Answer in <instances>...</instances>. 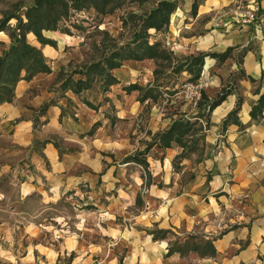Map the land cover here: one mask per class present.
Listing matches in <instances>:
<instances>
[{"label": "crops", "instance_id": "1", "mask_svg": "<svg viewBox=\"0 0 264 264\" xmlns=\"http://www.w3.org/2000/svg\"><path fill=\"white\" fill-rule=\"evenodd\" d=\"M249 1V6L256 2L255 19L245 23L208 20L211 25L205 24L204 34L186 36L182 32L188 26H183L182 18L174 23L170 17V48L175 54H186L182 63L192 55L209 54L199 78L194 77L191 69L198 67L192 64L179 71H187L200 84L195 112L164 117L160 109L151 111L154 116L160 113L155 120L141 121L151 130L150 134L144 133L145 143L136 142L133 136L137 117L145 104L165 100L161 89L154 91L157 86L161 88L154 85L157 60L117 59L121 64L109 69L116 79L113 83L97 76L91 87L76 93L63 85L68 75L58 83L72 59L71 51L64 46L73 44L76 36L63 33L57 37L50 34L55 30L45 31L56 45L58 42L64 46L57 48L38 40L40 44L35 46L43 51L51 70L31 79L21 78L12 100L0 104V138L9 140L5 146L0 144V153L5 156L0 160V178L21 174L24 196L38 193L49 198L78 189L81 182L91 188L87 192L99 197L108 188L124 192L127 183L133 205L144 188V205L133 222L141 223V227L130 225L124 229L129 237L123 260L127 264H264V0ZM192 3L193 0L185 10L193 11ZM216 7L212 0L201 1L193 12L197 16L192 25L201 14H211ZM150 29L149 32L155 30ZM150 34L154 39L150 43L158 41L160 34ZM100 59L103 58L86 60L82 71ZM79 78L87 76H72L73 80ZM133 84L147 90L154 88L143 96L144 89L132 88ZM222 94L221 101L210 109ZM202 114L208 116L209 122L202 129L204 133L195 129L201 125ZM177 123L191 127L180 131ZM199 137L202 143H198ZM199 146L200 169L184 180L182 174L187 167L176 170L173 160L179 158L180 165H186L188 155H194ZM103 153L126 159L113 160ZM145 153L147 157L139 158ZM151 153H159L160 157L152 158ZM141 163L148 169L143 178L134 172L135 165ZM127 172L128 176H124ZM2 196L0 189V200ZM121 196L113 195L111 202ZM120 210L119 205L112 209ZM147 225H156L160 237L155 236V231L148 232ZM117 230L123 231L121 227ZM169 230L178 236L187 234L175 245L186 242L188 234L199 237L195 238L194 248L185 252L173 249L175 242ZM65 243V253L82 246L77 241Z\"/></svg>", "mask_w": 264, "mask_h": 264}, {"label": "rangeland", "instance_id": "2", "mask_svg": "<svg viewBox=\"0 0 264 264\" xmlns=\"http://www.w3.org/2000/svg\"><path fill=\"white\" fill-rule=\"evenodd\" d=\"M122 1L121 5L115 6L113 13L102 14L94 7L71 10L69 16L59 22L58 29L50 33L57 37L63 33L76 36L73 44L69 42L64 46L57 42V48L59 45L61 48L64 46L66 51L72 53L71 61L65 66L67 72H61L58 83L67 75H71L73 71H82L83 68H86V60L95 61L103 58L114 47L128 42L134 43V33L140 31L143 19L158 6L161 0ZM176 1L178 8L171 14V20L175 23L178 17L182 18L183 26H188L187 31L182 32L186 36L191 33L204 34L207 31V28L204 27L205 24L211 25L208 20L218 23L229 19L232 23H242L244 15L248 11H257L256 2L249 6L248 4L251 2L249 0H212L217 6L213 9L214 12L198 14V16L200 15L199 20L192 25L193 18L197 15L191 10H185L191 0ZM33 2L34 0H0V27H4V30L0 31L1 53L10 47L12 39L9 32L17 27L20 17L25 19V12ZM7 15H14V17L3 25V19ZM255 18L256 15L253 19ZM150 31L152 30L150 29ZM150 33L160 34L157 39L164 45L162 47L173 52L169 44L171 37L168 34V26L161 30L155 29ZM149 40L154 39L150 37ZM27 41L34 46L40 44L36 36L31 33L27 34ZM172 55L171 62L162 58L157 59L158 73L154 85H161V88L155 86L154 91L156 90L155 93H157L161 89V92H164L165 100L160 99L159 103L156 102L152 105L145 104L143 112L137 117L136 134L133 135L136 142L145 143L144 133H151L149 125L144 126L141 123L143 120L157 119L160 112L154 116L151 111L161 110L164 117H171L173 114L181 117L184 114L192 115L198 107L195 106L194 100L200 96V84L195 82L187 71L179 72L177 70L178 65L186 58V54L173 52ZM58 85H51V88L58 90ZM143 89L144 96L149 90ZM148 110L149 112H147ZM200 123L201 125L196 126L195 129H201V133H204L202 129L204 130L209 125L208 116L202 114ZM201 138H204V134ZM8 142L9 140L0 138L1 145L5 146ZM199 142L202 143L200 137L198 138ZM192 144L188 145V149ZM201 148L199 146V150L194 155L191 153L188 155L190 159L184 166L180 165L181 159L173 160L174 169L182 171L183 167H187V170L182 174L184 180L192 178L195 172L200 169L197 165L201 160L200 156L202 157ZM103 154L113 160L126 159V157H114L112 153ZM143 155L148 156L145 153L139 155V158H143ZM151 155L152 158L153 156L160 157L159 153H151ZM3 157H5L4 154H1V161L4 160ZM144 165L143 163L135 165L136 176L141 175L143 178V175L147 174L148 169ZM128 173H125L124 176H128ZM22 178L21 174H18L16 178L9 175L0 178V189L3 192L0 200V264H127L123 260L127 254L128 248L125 245L129 237L128 233L125 234L124 229L130 225L141 227V223L133 222L135 221L134 216L140 213V209L144 205L142 196L144 188L138 192L136 203L133 205L127 183L124 192L117 190V187L108 188L109 190L105 189L99 197L87 192L86 190L89 191L91 188L81 182L77 185L78 189H68L60 197L49 198L38 193L24 196L21 190ZM119 193L122 195L121 198L111 202L112 196L117 197ZM118 205L121 212L112 211ZM147 226H149L146 228L148 232L155 231V236L160 237L161 231L157 229L156 225ZM113 227L116 228V231L113 230ZM118 227H121L123 231L119 232ZM169 232L168 235L175 242L173 249L179 248L185 252L194 248L197 241L195 238L199 237L195 234H188L186 242L175 245L179 238H183L187 234L178 236L174 230H169ZM166 234L164 233V235ZM65 241L81 242L82 246L73 251L67 250L65 253L63 252ZM116 258L119 263L112 262Z\"/></svg>", "mask_w": 264, "mask_h": 264}, {"label": "trees", "instance_id": "3", "mask_svg": "<svg viewBox=\"0 0 264 264\" xmlns=\"http://www.w3.org/2000/svg\"><path fill=\"white\" fill-rule=\"evenodd\" d=\"M201 1L203 0H193V12H196ZM122 3V0H34L25 12V19L20 17L17 27L9 32V36L12 39L10 47L2 53L0 52V104L12 100L15 86L21 78L31 79L40 72H48L51 70L43 51L27 41V34L29 32H33L41 43L56 46V42L45 36L44 32L57 30L59 22L68 17L71 10H83L94 7L99 13L107 14L113 13L116 8L115 6L117 4L121 5ZM177 8L178 3L176 0L159 1L158 6L143 19L140 31L134 33V43L128 42L124 45L114 47L108 54L103 56V59L90 64L86 71H73L63 82V85L78 93L83 89L91 87L92 81L97 76L105 78L108 84H111L116 79L110 75L109 69L121 64L117 59L153 58L157 60L162 58L171 62L173 59L171 52L164 49L158 41L154 43L149 42V29L155 28L159 30L168 26L171 14ZM12 17L14 15L5 16L3 25ZM0 30H4V27H0ZM208 54L199 53L196 56L192 55L188 57L184 63L181 62L178 65L177 70H182L184 66L191 68L190 64L192 66H198V70H191L194 72V77L196 79L199 78L204 58ZM103 62H105L106 66L103 65ZM186 63L188 64L185 65ZM23 72H25L24 75L22 74ZM75 73H83L87 78L73 80L72 76ZM156 73H158V68L155 70ZM131 87L139 90L143 89L138 84H133ZM153 88L150 87L149 90ZM223 96L224 94L219 95L218 99L211 103L210 109L217 105ZM177 125L180 131L182 130L184 132L191 127L189 124L184 123H177Z\"/></svg>", "mask_w": 264, "mask_h": 264}, {"label": "built area", "instance_id": "4", "mask_svg": "<svg viewBox=\"0 0 264 264\" xmlns=\"http://www.w3.org/2000/svg\"><path fill=\"white\" fill-rule=\"evenodd\" d=\"M255 15H256V13H255L254 11H248V12L244 15V19H243L244 23H245V22H249L250 20H252L253 17H255ZM199 95H200V93H199ZM199 97H200V96H198V97L194 100V104H195V106L198 105Z\"/></svg>", "mask_w": 264, "mask_h": 264}]
</instances>
